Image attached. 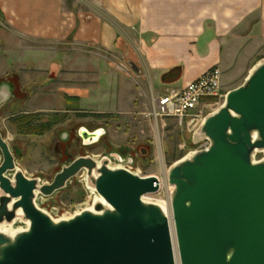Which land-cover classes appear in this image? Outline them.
<instances>
[{
    "label": "water",
    "instance_id": "water-1",
    "mask_svg": "<svg viewBox=\"0 0 264 264\" xmlns=\"http://www.w3.org/2000/svg\"><path fill=\"white\" fill-rule=\"evenodd\" d=\"M12 99L0 83V108ZM203 141L208 149L168 171L180 264H264V58L204 118L194 134ZM0 153V226L27 224L14 235L0 231V264H176L169 217L145 199L160 191L158 178L112 166L124 158L111 154L74 159L43 184L17 166L1 120ZM82 172L101 199L92 210L55 220L38 207L39 195L52 197Z\"/></svg>",
    "mask_w": 264,
    "mask_h": 264
},
{
    "label": "rangeland",
    "instance_id": "rangeland-1",
    "mask_svg": "<svg viewBox=\"0 0 264 264\" xmlns=\"http://www.w3.org/2000/svg\"><path fill=\"white\" fill-rule=\"evenodd\" d=\"M90 1L65 0L64 6L70 9L75 6L89 10ZM0 18H2L1 13ZM3 31L0 28L1 37ZM72 38L73 36H69L59 45L52 44L53 46L48 42L43 44L27 42L28 47L24 51L20 50V44L13 43L10 49L0 40L1 58L7 52L12 53V56L16 57H13L15 60L26 54L28 63H32L29 59L32 55L45 54L41 67L32 71L26 66V60L23 63L17 61L16 64L13 60L11 62L10 75L22 78L25 83L23 91L20 94L18 92L9 103L0 108V120L3 136L16 155L17 166L29 178L49 184L56 173L74 159L91 157L100 162L103 157L111 154L120 155L124 158V162L114 158L119 163L116 166L128 163L133 167V172L143 177H156L162 184L158 193L146 196V201L168 204L172 189L168 180V171L174 163L190 152L202 149L206 141L194 142V134L200 125L188 129L187 126L182 127L175 121H156L151 116L153 98L151 104L144 103L142 94H139L140 88L131 80L132 76H118L115 72L118 65L124 64L127 66V73L134 74L126 64L127 59L119 63L109 60L108 67H104L101 71L92 69L88 82L89 77L85 75L87 71L82 66L84 54L99 50L73 45ZM50 47L52 53H56L53 56L58 55L53 60H51L52 56L46 57ZM32 48L41 50H37L36 52H39L36 53ZM125 50L131 52L128 47ZM261 55H264V48ZM67 58L76 59L71 70L64 66ZM50 63L60 64L57 74L60 73L58 77L61 80L58 82L51 81L48 77L50 72L47 68ZM247 76V72L244 75L227 76L221 83L222 97L207 101L205 106H201L204 116L218 110L223 105L228 92L240 87ZM73 88L79 91L88 89L91 95L88 99L67 98L66 91ZM28 115L35 117L33 124L37 127L36 130L51 119H57V122L45 131L23 133L16 124L17 119ZM82 129L90 133L100 132L98 140L82 138L79 133ZM131 159H133L132 163L129 162ZM41 197L44 196L39 195L36 199L38 207L55 220H60L91 208L99 196L88 181L87 173L82 172L72 179L64 190L52 197H45L49 201L44 200L43 204H39ZM14 226L16 230L27 228V224L21 219Z\"/></svg>",
    "mask_w": 264,
    "mask_h": 264
},
{
    "label": "crops",
    "instance_id": "crops-1",
    "mask_svg": "<svg viewBox=\"0 0 264 264\" xmlns=\"http://www.w3.org/2000/svg\"><path fill=\"white\" fill-rule=\"evenodd\" d=\"M64 1L0 0L1 42L10 49L13 43L20 44L24 51L27 42L53 46L73 36V45L99 50L84 54L88 82L92 69L101 71L109 60L127 59L134 74L129 75L124 64L115 72L132 76L144 103L182 90L211 69L221 71L223 83L227 76L249 73L264 58V0H91L89 10L65 8ZM51 48L46 57L53 60L58 55L53 56ZM24 55L15 60L7 52L0 57V83L10 86L13 97L23 91L25 81L10 75L11 62L27 61ZM29 59L32 63L27 61L26 66L32 71L41 67L45 54ZM66 60L64 66L71 70L76 59ZM59 66L50 63L47 68L51 81L61 80ZM66 94L88 99L91 91L73 88Z\"/></svg>",
    "mask_w": 264,
    "mask_h": 264
},
{
    "label": "built area",
    "instance_id": "built-area-1",
    "mask_svg": "<svg viewBox=\"0 0 264 264\" xmlns=\"http://www.w3.org/2000/svg\"><path fill=\"white\" fill-rule=\"evenodd\" d=\"M222 73L211 69L197 80L188 83L182 90H172L153 98L151 116L156 120H171L180 126L196 128L204 120L201 106L207 101L222 97ZM206 142L201 150L208 149Z\"/></svg>",
    "mask_w": 264,
    "mask_h": 264
},
{
    "label": "bare ground",
    "instance_id": "bare-ground-1",
    "mask_svg": "<svg viewBox=\"0 0 264 264\" xmlns=\"http://www.w3.org/2000/svg\"><path fill=\"white\" fill-rule=\"evenodd\" d=\"M100 133V132H99ZM112 164L114 166L119 165V163H117V161L115 159H112ZM123 167L131 170V171H134L133 167H131L128 163L122 165ZM160 186H162V184H160ZM171 193L174 189L173 186H171ZM171 193H170V197H171ZM99 200H101L99 197H98ZM146 199V198H145ZM44 200L45 201H49V199L45 198V197H41L39 199V204H43L44 203ZM163 210L166 212V214L168 215L169 217V220H170V223H171V228H172V234H173V245H174V249H175V258H176V264H180V261H179V256H178V251H177V245H176V238H175V234H174V226H173V221H172V212H171V200L169 201L168 204H159ZM92 210V207L89 208ZM71 218V217H70ZM68 219V218H66ZM16 227L14 225H10V226H5V225H2L0 226V231H3V232H6L7 234H11V235H14L16 232H18V230L15 229Z\"/></svg>",
    "mask_w": 264,
    "mask_h": 264
},
{
    "label": "trees",
    "instance_id": "trees-1",
    "mask_svg": "<svg viewBox=\"0 0 264 264\" xmlns=\"http://www.w3.org/2000/svg\"><path fill=\"white\" fill-rule=\"evenodd\" d=\"M209 101H211V100H209ZM34 120H35V117L32 115L22 116L19 119H17L16 124L18 125V127L21 129V131L23 133H28V132H37L38 133V131L48 130L51 126H53V124L55 122H57L56 121L57 119H51L47 122V124H45L44 126L38 128V130H36L37 127H35L33 124Z\"/></svg>",
    "mask_w": 264,
    "mask_h": 264
}]
</instances>
